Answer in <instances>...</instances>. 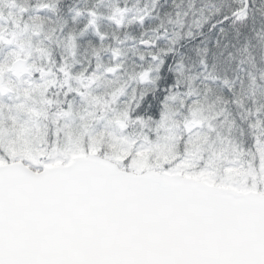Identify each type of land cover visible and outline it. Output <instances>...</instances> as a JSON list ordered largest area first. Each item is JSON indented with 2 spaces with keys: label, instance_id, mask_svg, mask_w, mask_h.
<instances>
[{
  "label": "snow or ice",
  "instance_id": "snow-or-ice-1",
  "mask_svg": "<svg viewBox=\"0 0 264 264\" xmlns=\"http://www.w3.org/2000/svg\"><path fill=\"white\" fill-rule=\"evenodd\" d=\"M0 264H264V0H0Z\"/></svg>",
  "mask_w": 264,
  "mask_h": 264
}]
</instances>
